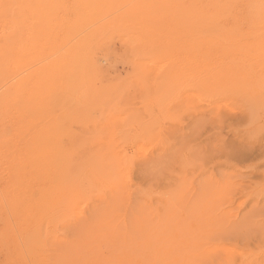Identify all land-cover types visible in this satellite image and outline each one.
<instances>
[{
  "label": "rangeland",
  "instance_id": "374dc122",
  "mask_svg": "<svg viewBox=\"0 0 264 264\" xmlns=\"http://www.w3.org/2000/svg\"><path fill=\"white\" fill-rule=\"evenodd\" d=\"M46 1L0 0V264H264V0Z\"/></svg>",
  "mask_w": 264,
  "mask_h": 264
},
{
  "label": "bare ground",
  "instance_id": "6f19581e",
  "mask_svg": "<svg viewBox=\"0 0 264 264\" xmlns=\"http://www.w3.org/2000/svg\"><path fill=\"white\" fill-rule=\"evenodd\" d=\"M29 1H30V0H29ZM99 1H100V0H99ZM103 1H104V0H103ZM117 1H118V0H117ZM145 1H146V0H145ZM147 1H148V0H147ZM230 1H231V0H230ZM237 1H238V0H237ZM40 2H41V0H40ZM45 2H47V1L45 0ZM51 2H52V1H51ZM114 2H115V1H114ZM130 2H131V0H130ZM212 2H213V1H212ZM212 2H210V3H212ZM15 3H16V1H15ZM143 3H144V2H143ZM33 4H34V3H33ZM33 4H32V5H33ZM41 4H42V3H41ZM103 4H104V3H103ZM218 4H219V3H218ZM137 5H138V4H137ZM230 5H231V3H230ZM263 5H264V4H263ZM12 6H13V3H12ZM55 6H56V5H55ZM105 6H106V5H105ZM215 6H216V5H215ZM227 6H228V4H227ZM231 6H232V5H231ZM261 6H262V5H261ZM68 7H69V6H68ZM249 7H250V6H249ZM44 8H45V7H44ZM62 8H64V7L62 6ZM65 8H67V7H65ZM132 8H133V7H132ZM134 8H135V7H134ZM231 8H232V7H231ZM245 8H246V7H245ZM10 9H12V8H9V10H10ZM15 9H16V7H15ZM198 9H199V8H198ZM234 9H235V8H234ZM241 9H242V8H241ZM249 9H250V8H249ZM53 10H54V9H53ZM58 10H59V8H58ZM64 10H65V9H64ZM225 10H226V9H225ZM234 11H236V10H234ZM249 11H253V10H249ZM249 11H248V12H249ZM7 12H8V11H7ZM61 12L63 13L62 10H61ZM131 12H132V11H131ZM248 12H247V13H248ZM57 13H59V12H57ZM27 15H28V14H26V16H27ZM58 15H59V14H58ZM204 15H205V14H204ZM9 16H10V15H9ZM28 16H29V15H28ZM195 16H197V15H195ZM206 16H207V15H206ZM208 16H209V15H208ZM56 17H57V16H56ZM74 17H75V16H74ZM74 17H73V18H74ZM240 17H241V16H240ZM67 18H68V17H67ZM101 18H102V17H101ZM10 20H11V19H10ZM57 20H58V19H57ZM66 20H67V19H66ZM66 20H65V21H66ZM100 20H101V19H100ZM220 20H221V19H220ZM222 20H223V19H222ZM222 20H221V21H222ZM231 20H233V19H231ZM63 21H64V20H63ZM65 21H64V22H65ZM69 21H70V20H69ZM214 21H215V20H214ZM1 22H2V21H0V24H1ZM64 22H63V23H64ZM233 22H235V21H233ZM6 23H7V22H6ZM27 23H28V22H27ZM55 23H56V22H55ZM57 23H59V22H57ZM57 23H56V24H57ZM63 23L61 22V24H63ZM214 23H215V22H214ZM218 23H219V21H218ZM231 23H232V22H231ZM7 24H8V23H7ZM10 24H11V23H10ZM22 24H23V23H22ZM34 24H35V23H34ZM34 24H32V25H34ZM68 24H69V22H68ZM197 24H198V23H197ZM228 24H229V23H228ZM235 24H236V22H235ZM23 25H25V24H23ZM204 25H205V24H204ZM0 26H1V25H0ZM2 26H3V25H2ZM7 26H9V24H8ZM18 26H21V24H20V25L18 24ZM59 26H60V25H59ZM65 26H67L66 23L64 24L63 27L65 28ZM221 26H222V25H221ZM9 27H10V26H9ZM16 27H17V26H16ZM22 27H23V26H22ZM22 27H21V29H22ZM46 27H47V25H46ZM56 27H57V25H56ZM56 27H55V28H56ZM63 27H62V28H63ZM78 27H79V26H78ZM204 27H205V26H204ZM209 27H210V26H209ZM213 27H216V26H213ZM2 28H3V27H2ZM29 28H30V27H29ZM50 28H51V27H50ZM57 28H58V27H57ZM62 28H61V29H62ZM83 28H84V27H83ZM206 28H207V27H206ZM228 28H229V27H228ZM7 29H11V28H8V27H7ZM7 29H6V30H7ZM15 29H16V28H15ZM21 29H20V30H21ZM34 29H35V28H34ZM58 29H59V28H58ZM98 29H99V28H98ZM203 29H204V28H203ZM222 29H223V27H222ZM233 29H234V28H233ZM237 29H238V28H237ZM262 29H263V28H262ZM3 30H5V29H3ZM20 30H19V31H20ZM26 30H27V29H26ZM30 30H31V29H30ZM45 30H46V28H45ZM45 30H44V31H45ZM54 30H55V29H54ZM54 30H53V31H54ZM62 30H63V29H62ZM81 30H83V29H81ZM100 30H101V29H100ZM102 30H104V29H102ZM196 30H197V29H196ZM200 30H202V29H200ZM212 30H213V29H212ZM227 30H228V29H227ZM230 30H232V29H230ZM234 30H236V28H235ZM8 31H9V30H8ZM22 31H23V30H22ZM27 31H28V30H27ZM27 31H25V32H26L27 37H28L29 35H28ZM36 31H37V30H36ZM49 31H50V29H49ZM55 31L57 32V29H56ZM55 31H54V32H55ZM96 31L98 32L99 30L96 29ZM204 31H205V30H204ZM207 31H208V30H207ZM216 31H217V30H216ZM216 31H215V32H216ZM0 32H2V31H0ZM6 32H7V31H6ZM10 32H12V34L14 33V32L11 31V30L9 31V33H10ZM42 32H43V31H42ZM46 32H47V31H46ZM78 32H79V31H78ZM106 32H107V31H106ZM133 32H134V31H133ZM217 32H218V31H217ZM224 32H225V31H224ZM227 32H228V31H227ZM16 33H17V32H16ZM22 33H23V32H22ZM33 33H34V32H33ZM43 33H44V32H43ZM58 33H59V32H58ZM58 33H57V34H58ZM60 33H61V31H60ZM60 33H59V34H60ZM3 34H5V33L3 32ZM3 34H2V35H3ZM26 34H25V35H26ZM53 34H54V33H53ZM80 34H81V33H80ZM80 34H79V35H80ZM88 34H89V33H88ZM102 34H103V33H102ZM14 35H15V34H14ZM17 35H18V34H17ZM19 35H20V34H19ZM19 35H18L17 38H19ZM86 35H87V34H86ZM5 36H6V35H5ZM8 36H10V35H8ZM35 36H37V34H36ZM88 36H89V35H88ZM100 36H101V35H100ZM13 37H14V36H13ZM22 37H24V36H22ZM25 37H26V36H25ZM30 37H31V36H30ZM52 37H54V35H53ZM83 37H84V36H83ZM86 37H87V36H86ZM91 37H92V36L87 37V38L90 39ZM2 38H4V37H1V39H2ZM17 38H16V39H17ZM20 38H21V36H20ZM55 38H56V37H55ZM57 38H58V37H57ZM57 38H56V39H57ZM92 38H93V37H92ZM98 38H99V35H98ZM98 38H97V39H98ZM5 39H6V38H5ZM8 39H9V38H8ZM8 39H6V40H8ZM24 39H25V38H24ZM56 39H55V40H56ZM6 40H5V41H6ZM9 40H10V39H9ZM21 40H22V39H21ZM21 40H20V41H21ZM31 40H32V39H31ZM41 40H42V39H40V41H41ZM48 40H49V38H48ZM53 40H54V39H52V41H53ZM83 40H85V39H83ZM87 40H88V39H87ZM87 40H85V41H87ZM40 41H39V42H40ZM85 41H84V42L82 41V44L85 43ZM30 42H31V41H30ZM77 42H78V40H77ZM9 43H10V42H9ZM78 43H79V42H78ZM80 43H81V42H80ZM38 44H39V43H38ZM38 44H37V46H38ZM75 44H77V43H75ZM6 45H7V44H6ZM18 45H19V44H18ZM39 45H40V44H39ZM43 45H44V44H43ZM15 46H16V45H15ZM32 46H33V45H32ZM37 46H36V47H37ZM47 46H48V45H47ZM76 46H77V45H76ZM24 47H25V46H24ZM24 47H22V48H24ZM43 47H44V46H43ZM93 47H94V46H93ZM200 47H201V46H200ZM12 48H13V46H12ZM16 48H17V47H16ZM20 48H21V46H20ZM25 48H26V47H25ZM27 48H29V47H27ZM34 48H35V47H34ZM44 48H45V47H44ZM75 48H76V47H75ZM79 48H80V47H79ZM91 48H92V47H91ZM91 48H90V49H91ZM14 49H15V48H14ZM17 49H19V48H17ZM11 50H12V49H11ZM76 50H77V49H76ZM84 50H85V48L83 49V51H84ZM91 50H92V49H91ZM195 50H196V49H195ZM15 51H16V50H15ZM23 51H24V50H23ZM73 51H75V50H73ZM12 52H14V51H12ZM28 52H29V51H28ZM16 53H17V52H16ZM22 53H23V52H22ZM22 53H19V51H18V54H22ZM67 53H68V51H67ZM81 53H82V52H81ZM83 53H84V52H83ZM87 53H88V51H87ZM195 53H196V52H195ZM0 54H1V53H0ZM3 54H4V53H3ZM6 54H7V53H6ZM33 54H34V53H33ZM78 54H79V53H78ZM13 55H14V54H13ZM16 55H17V54H16ZM82 55H83V54H82ZM92 55H93V54H92ZM195 55H196V54H195ZM0 56H1V55H0ZM7 56H8V57H11V56H9V55H7ZM20 56H21V55H20ZM22 56H23V54H22ZM72 56H73V55H72ZM79 56H80V55H79ZM79 56H75V57L78 58ZM197 56H198V55H197ZM197 56H196V57H197ZM1 57H2V56H1ZM31 57H32V56H31ZM34 57H35V56H33V58H34ZM81 57H82V56H81ZM84 57L87 58L86 56H84ZM19 58H20V57H19ZM64 58H65V57H64ZM73 58H74V57H73ZM90 58H91V56H90ZM4 59H5V55H4ZM9 59L11 60V58H9ZM13 59L15 60V58H13ZM13 59H12V60H13ZM25 59H26V58H25ZM29 59H30V56H29ZM59 59H60V58H59ZM79 59H80V57H79ZM79 59H77V60H79ZM0 60H1V58H0ZM6 60H7V58H6ZM12 60H11V61H12ZM27 60H28V59H27ZM30 60H32V58H31ZM55 60H56V59H55ZM83 60H84V58H83ZM91 60H93V59H91ZM94 60H95V59H94ZM22 61L25 62L26 60L24 61V59H22ZM61 61H62V60H61ZM61 61H60V62H61ZM70 61L72 62L71 59H70ZM73 61H74V60H73ZM5 62H6V61H5ZM5 62H3V63H5ZM9 62H10V61H9ZM12 62H13V61H12ZM16 62H19V61H16ZM23 62H22V65H23ZM53 62H54V61H53ZM82 62H83V61H82ZM202 62H203V61H202ZM3 63H2V64H3ZM6 63H7V62H6ZM6 63H5V64H6ZM63 63H64V62H63ZM63 63H62V65H63ZM75 63H76V61H75ZM78 63H80V61H79ZM94 63H95V62H94ZM7 64H8V63H7ZM13 64H14V63H13ZM19 64L21 65V63H19ZM64 64H65V63H64ZM10 65H11V64H10ZM17 65H18V64H17ZM60 65H61V64H60ZM69 65H71V64H69ZM72 65H73V63H72ZM195 65H196V64H195ZM29 66H30V65H29ZM73 66H74V65H73ZM77 66H78V65H77ZM193 66H194V65H193ZM26 67H27V66H26ZM47 67H48V66H47ZM74 67L76 68V65H75ZM9 68H10V67H9ZM13 68H17V66L15 67V65H14ZM13 68H11V71L14 70ZM21 68H22V67H21ZM65 68H66V67H65ZM71 68H72V66H71ZM192 68H193V67H192ZM211 68H212V67H211ZM214 68H215V67H214ZM214 68H213V69H214ZM19 69H20V68H19ZM19 69H18V70H19ZM53 69H54V68H53ZM58 69H60V68H58ZM69 69H70V67H69ZM208 69H209V68H208ZM29 70H30V69H29ZM38 70H39V69H38ZM50 70H51V69H50ZM50 70H49V71H50ZM67 70H68V69H67ZM2 71H4V70H2ZM2 71H1V72H2ZM23 71H24V69H23ZM61 71H62V70H61ZM61 71H60V72H61ZM65 71H66V69H65ZM69 71H70V70H69ZM12 72H14V71H12ZM30 72H32V71L30 70ZM33 72H34V71H33ZM53 72H55V71H53ZM73 72H74V69H73ZM206 72H207V71H206ZM210 72H211V71H210ZM5 73H6V72H5ZM5 73H4V75H5ZM8 73H9V71H8ZM22 73H23V72H22ZM27 73H28V72H27ZM36 73H37V72H36ZM49 73H50V72H49ZM51 73H52V72H51ZM58 73H59V72H58ZM194 73H195V71H194ZM203 73H204V72H203ZM207 73H208V72H207ZM20 74H21V73H20ZM25 74H26V73H25ZM34 74H35V73H34ZM60 74H61V73H60ZM62 74H63V73H62ZM69 74H70V73H69ZM204 74H206V73H204ZM10 75H11V74H10ZM14 75H15V74H14ZM23 75H24V74H23ZM26 75H28V74H26ZM30 75H31V73H30ZM58 75H59V74H58ZM66 75H67V74H66ZM0 76H1V75H0ZM16 76H19V75H16ZM16 76H15V77H16ZM24 76H25V75H24ZM60 76H61V75H60ZM200 76H201V75H200ZM11 77H12V76H11ZM15 77H14V78H15ZM21 77H22V76H21ZM28 77H29V76H28ZM28 77H27V78H28ZM56 77H57V76H56ZM65 77H66V76H65ZM9 78H10V77H9ZM14 78H13V80H14ZM22 78H23V77H22ZM29 78H30V77H29ZM54 78H55V77H54ZM63 78H64V77H63ZM63 78H62V79H63ZM205 78H206V77H205ZM11 79H12V78H11ZM18 79H19V78H18ZM25 79H26V78H25ZM37 79H38V78H37ZM203 79H204V78H203ZM15 80H17V79H15ZM27 80H28V79H27ZM6 81H7V80H6ZM10 81H11V80H10ZM215 81H216V80H215ZM16 82H17V81H16ZM31 82H32V81H31ZM191 82H192V81H191ZM193 82H194V81H193ZM0 83H1V82H0ZM195 83H196V82H195ZM2 84H3V83H2ZM5 84H6V83H5ZM29 84H30V83H29ZM38 84H39V81H38ZM12 85H13V84H12ZM17 85H18V84H17ZM2 86H3V85H2ZM14 86H15V85H14ZM18 86H19V85H18ZM24 86H25V85H24ZM26 86H27V85H26ZM30 86H31V85H30ZM39 86H40V84H39ZM0 88H1V87H0ZM17 88H18V87H17ZM30 88H31V87H30ZM35 88H36V87H35ZM13 90H14V89H13ZM35 90H36V89H35ZM6 91H8V89H7ZM29 92H30V90H29ZM9 94H10V92H9ZM29 94H30V93H29ZM13 96H14V95H12V97H10V98L12 99ZM19 96H20V95H19ZM21 97H22V96H21ZM4 98H5V97H4ZM8 98H9V97H8ZM12 100H14V99H12ZM3 101H4V100H3ZM10 101H11V100H10ZM10 101H9V102H10ZM6 102H8V101H6ZM18 102H19V101H18ZM3 103H4V102H3ZM8 106H9V105H8ZM10 106H11V104H10ZM15 106H16V105H15ZM2 109H3V108H2ZM8 109H9V108H8ZM8 111H10V110H8ZM15 111H16V110H15ZM15 111H14V112H15ZM16 113H17V112H16ZM0 114H1V113H0ZM8 114H9V113H8ZM8 114H7V115H8ZM5 115H6V114H5ZM9 115H10V114H9ZM11 116H12V115H11ZM16 116H17V115H16ZM19 116H20V115H19ZM1 117H2V116H1ZM8 117H9V116H8ZM13 117H14V114H13ZM4 118H5V117H4ZM2 119H3V118H2ZM10 119H11V118H10ZM14 121H15V120H14ZM3 123H4V122H3ZM3 123H2V124H3ZM5 124H6V123H5ZM5 124H4V125H5ZM8 124H9V123H8ZM6 125H7V124H6ZM14 125H16V124H14ZM0 126H1V125H0ZM24 126H25V125H24ZM13 127H14V126H13ZM25 127H26V126H25ZM8 128H9V127H8ZM10 128H11V125H10ZM7 132H8V131H7ZM14 132H15V131H14ZM14 132H13V133H14ZM2 135H3V134H2ZM2 135H1V136H2ZM1 138H2V137H1ZM3 139H4V138H3ZM2 141H3V140H2ZM4 142H5V141H4ZM4 142H3V143H4ZM10 143H11V141H10ZM5 144H6V143H5ZM9 145H10V144H9ZM9 145H8V146H9ZM6 146H7V145H6ZM11 146H12V145H11ZM13 147H14V146H13ZM4 148H5V147H4ZM6 148H7V147H6ZM9 148H10V147H9ZM9 148H8V149H9ZM1 149H2V148H1ZM9 151H11V150H9ZM14 151H15V150H13V152H14ZM10 153H11V152H10ZM10 153L8 152V154H10ZM3 155H4V154H3ZM5 156H6V154H5ZM10 157H13V156L10 155ZM2 159H3V158H2ZM9 159H10V158H9ZM12 159H13V158H12ZM0 161H1V160H0ZM14 161H15V160H14ZM12 162H13V161H12ZM0 163H1V162H0ZM1 165H2V164H1ZM1 165H0V167H1ZM7 165H8V164H7ZM7 167H9V166H7ZM20 167H21V166H20ZM1 168H3V167H1ZM10 168H11V167H10ZM12 168H13V167H12ZM17 168H18V167H17ZM15 169H16V168H15ZM10 171H11V170H10ZM14 171H15V170H14ZM14 173H15V172H14ZM15 175H17V174H15ZM13 176H14V175H13ZM8 177H9V176H8ZM10 177H11V176H10ZM13 181H14V180H13ZM55 182H56V181H55ZM14 183H15V181H14ZM14 183H13V184H14ZM75 186H76V185H75ZM11 191H12V190H11ZM87 191H88V190H87ZM9 197H10V196H9ZM12 197H13V196H12ZM2 198H3V197H2ZM14 198H15V197H14ZM9 201H10V200H9ZM9 201H8V202H9ZM2 204H3V203H2ZM4 206H5V205H4ZM1 207H3V206H1ZM1 207H0V208H1ZM12 223H13V222H12ZM22 260H24V259H22ZM19 261H20V260H19ZM20 264H22V263H20ZM24 264H25V263H24Z\"/></svg>",
  "mask_w": 264,
  "mask_h": 264
}]
</instances>
